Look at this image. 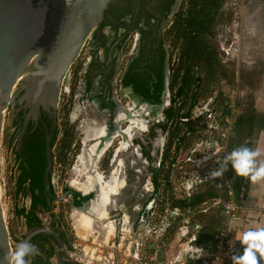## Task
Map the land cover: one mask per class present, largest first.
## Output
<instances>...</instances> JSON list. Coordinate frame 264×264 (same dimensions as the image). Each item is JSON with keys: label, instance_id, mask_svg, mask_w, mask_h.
<instances>
[{"label": "flooded vegetation", "instance_id": "af4514ba", "mask_svg": "<svg viewBox=\"0 0 264 264\" xmlns=\"http://www.w3.org/2000/svg\"><path fill=\"white\" fill-rule=\"evenodd\" d=\"M183 1L110 0L101 12L98 26L85 39L78 55L68 67L64 77L66 83L63 79L55 108L45 107L42 111L40 105H37L38 117L34 121L22 116L24 100L17 106V100L29 82L25 85L19 79L16 80L10 92L12 100L1 112L0 136L5 139L16 176L19 165L22 164L31 175L29 182L33 180L35 184V171H38L40 193L35 187L33 196L38 201L31 211L39 224L35 228H26L24 218L19 217L22 219L23 234L19 238L12 236L14 242H21L25 234L39 228L50 230L58 234L63 247L58 252V257L68 264L66 262L70 259L68 255L64 256L68 243L59 217L53 212L55 203L61 204L65 198H69L70 206L79 209L76 213L95 218L94 215L106 210L111 202H104L102 184H110L113 179L118 183L134 181L139 184V177L141 180L148 177L147 172L142 174L143 168L148 165L142 151L149 152L152 146L154 151L163 152L170 135L177 132L178 135L172 139L173 146H181L188 140L190 143L200 141L201 138L193 134L196 127L192 125L199 124L201 120L198 121L197 118L200 116H214L216 110L210 107L203 114L199 112L200 109L204 111L205 107L199 106L201 83L192 82V77L198 76L195 68L190 69V80L186 83L184 81V61L179 56L178 42L170 31L173 21L181 11ZM180 88L182 93L177 95ZM192 93L195 94L196 102L187 113L192 104ZM212 96L209 97L211 102L216 95ZM59 102L65 109L60 114ZM186 113L187 116L184 115ZM217 115L220 116V112ZM179 125L183 126L184 132L175 128L178 131L169 133L170 128ZM139 133L146 136L144 142L139 139ZM229 133L225 155L229 146ZM46 136L50 164L45 190ZM155 136L158 137L156 146L151 143ZM159 138L163 140L160 145ZM149 156L153 157L150 152ZM117 157L116 165L123 168L121 179L113 171H109ZM154 158L155 161L159 160L158 155ZM60 164L63 169L70 167L71 177H79L78 181L86 173L93 176L86 174L88 177L84 182H65L62 191L57 195L54 184L60 176L56 174L53 181L51 173L53 166L60 167ZM59 173L63 174L62 171ZM97 176L102 184L97 183ZM90 177L96 181L92 189L84 194L80 189L87 186L89 189ZM90 192L93 193L89 194ZM24 198L27 199V211L32 201L29 192ZM56 198L60 200L56 201ZM134 206L141 208L136 203L128 208L134 214L131 217L126 213L131 225L137 223L139 213L133 210ZM118 215L119 211L111 215V218H118ZM29 243L39 253L28 258L29 264H59L54 258L59 248L53 237L34 234ZM50 248L52 252L49 255Z\"/></svg>", "mask_w": 264, "mask_h": 264}, {"label": "rangeland", "instance_id": "374dc122", "mask_svg": "<svg viewBox=\"0 0 264 264\" xmlns=\"http://www.w3.org/2000/svg\"><path fill=\"white\" fill-rule=\"evenodd\" d=\"M222 11H224L226 17L229 14V20L226 22L224 20L226 17L218 16V19L214 22L212 31L213 37L210 39V44L214 47V49H216L219 60V68L226 77L222 78L218 75L217 78H213L211 81L205 83V85L202 84L201 98L199 101L200 105H198L203 108L205 107L204 111L203 109L199 110L201 114H203L202 112H207V108L210 107H214L216 110L214 113L217 114L222 108H224L222 106L226 105L232 114L233 122L234 118L238 114L245 113L251 108L258 116L264 114V3L262 0H225L222 5ZM229 35L231 38L234 36L238 41L236 57L232 58L226 57L219 49L221 45L223 47L225 45L227 46L225 41L227 38H230ZM210 95H216L212 102L209 98ZM58 110L59 114L65 110L63 109V104L61 102L58 104ZM201 118L202 119L199 124L196 122L197 124L192 126L200 129L204 124H212L209 118L206 120L204 116ZM175 128H179L181 132H184V129H182L183 126L179 125L178 127L175 126L170 128L169 133L178 131V129ZM157 138L155 136V138L151 140V143L154 146H156L155 143ZM139 139L144 142L147 138L139 133ZM161 139L162 138L158 139L159 145L163 141H161ZM190 142V140L186 141V143L183 144V147L188 145ZM0 146V155L3 158V163L0 168V205L2 212L5 215L4 220L9 238L12 239V236L19 238L21 234H23L22 219L15 216L14 210L19 208H23L25 210L27 207V199L14 195L13 186L16 171L11 155L5 146V139L3 137L0 138ZM185 150L187 149H183L181 151ZM149 152L153 157L160 155V152L154 151L152 146L150 147ZM163 153L164 150L161 154ZM117 159L118 157L113 162L109 171H113L116 176L121 179L123 176V168L116 165V162H118ZM61 166V164L60 167L58 165H54L51 173L53 181L56 174H59L60 176V179L57 180L56 184H54V190L57 195H59L62 191L65 182L72 180V183H76V181H78L77 179L71 177L70 167L63 169ZM147 167L143 168L142 174L146 172ZM60 171H62L63 174H60ZM64 171L66 174H64ZM84 180H86V178L82 177V179L78 182H84ZM138 180L139 184L136 182L134 183V181L124 183V185L122 182L119 183L121 184V187L118 190V194L116 196H110V204H108L106 210L102 211H106L107 216L100 220V224L95 223L97 226L104 225L99 228L92 221L90 223L91 227H85V229L82 230L80 223L74 220L75 217L73 211L77 209L70 206L69 198H65L64 202L61 204L55 203L53 205V212L59 217L60 224L63 227L64 236L66 232H70L71 235L69 240L71 238L74 239L75 234L78 237L77 241L80 243V246H86L96 252H102V254L112 253L113 255V249L110 251L108 246L103 247L102 245V243L106 244L109 240L112 242V239H105L107 241L104 242L102 239L97 238V233H92V229L93 231L100 230L102 232L101 235L107 238L111 235V233H104V228L107 230L111 227V224H108L109 220L112 219L111 215H114L119 211V215L124 212L129 214L131 217L134 216L131 209H128V206H125V204L128 205L132 202L133 204L136 203L140 205L144 201L145 195L142 194L140 190V188H142L140 187L141 178L139 177ZM143 183L144 181L142 182V185ZM113 209L115 211H113ZM71 216L74 223L72 222ZM85 216L90 218L87 214ZM66 241L68 242V239H66ZM69 254L71 255V250L67 247L64 256ZM82 256H84V254H82Z\"/></svg>", "mask_w": 264, "mask_h": 264}, {"label": "built area", "instance_id": "2783aa9c", "mask_svg": "<svg viewBox=\"0 0 264 264\" xmlns=\"http://www.w3.org/2000/svg\"><path fill=\"white\" fill-rule=\"evenodd\" d=\"M225 42L227 46L223 47L221 45L220 51L226 57H236L237 39L233 36L227 38ZM231 123L232 114L230 112L228 119L224 121L225 126H221L219 129L220 139L213 145H210L209 142L206 145V142L203 144V141H197L192 143L184 153H181V148L177 150L172 158L169 175L168 194L172 200H182L186 197L194 182L201 177L212 178L209 176V172L218 167L215 161L224 158L226 138ZM205 156L210 158L205 163L197 165L196 161L202 160ZM158 157L160 159L161 154ZM2 163L3 158L0 155V168ZM187 164L191 165L193 169L189 168ZM209 164L212 167L211 169L208 167ZM158 165L159 160L156 161V166ZM136 172L138 173L137 169ZM148 178L146 176L144 179L143 193H152L151 185H148ZM226 189L224 200H215L210 204L202 203L198 207L199 213H205L211 205L219 206L224 218V223L214 235L213 240L202 247L193 245L196 241L195 231L198 226L191 227L186 214L177 208H170L169 202L165 200L161 192L156 191L153 193L151 202L149 200L143 210L139 206L133 207L136 212H140V209L142 211L140 215L138 213L136 224L131 225L128 216L124 212L118 218L115 219L114 217V219L109 220L108 224L110 223L112 226V234L108 239H112V242L109 240L106 244L102 243V245L103 247L108 246L110 251L113 249V255L112 253L102 254V252H96L86 246H80L77 241L78 237L75 234L74 239L69 240L70 232L65 234V238L68 239V248L73 255L77 256V261L78 256L84 254L83 264H184L182 257L198 254L196 248L202 249L203 254L198 259L189 258L191 262L232 264L230 257L233 254L241 253V244L239 242L240 238H235L230 222H240L241 219L237 214L238 208L232 202L231 191L229 188ZM14 244L15 242L8 238L9 249ZM158 252L160 253V260L156 256Z\"/></svg>", "mask_w": 264, "mask_h": 264}, {"label": "water", "instance_id": "95a60500", "mask_svg": "<svg viewBox=\"0 0 264 264\" xmlns=\"http://www.w3.org/2000/svg\"><path fill=\"white\" fill-rule=\"evenodd\" d=\"M109 1L0 0V122L1 112L11 102L10 92L18 79L25 85L29 82L17 100V106L24 100L23 117L36 120L37 105L42 111L45 107L55 108L62 80L66 83L64 77L68 67L85 39L98 26L101 12ZM47 140L46 136L45 190L50 164ZM18 145L19 142L17 148ZM34 234L53 237L59 248L54 255L55 261L65 264L57 255L63 249L58 234L39 228L25 234L21 242H29ZM8 238L0 205V264H3V256L21 243L15 242L9 249ZM156 256L160 260L159 252Z\"/></svg>", "mask_w": 264, "mask_h": 264}, {"label": "trees", "instance_id": "16d2710c", "mask_svg": "<svg viewBox=\"0 0 264 264\" xmlns=\"http://www.w3.org/2000/svg\"><path fill=\"white\" fill-rule=\"evenodd\" d=\"M224 1L225 0H184L181 11L173 21L170 30L178 42L179 56L184 61L183 67L185 83L190 80L189 72L193 67L195 68L198 76L196 78L192 77V82L195 83L199 81L201 83V90L202 84L205 85V83L211 81L213 78H217L218 75L222 78L226 77L219 68V60L216 49H214V47L210 44V39L213 37L212 31L215 20L218 19V16L226 17V14H224V11H222V5ZM262 1L264 3V0ZM228 15L226 19H224L226 22L229 20ZM180 93H182V88L178 90L177 95ZM194 96L195 94L192 93V104L188 107L187 113L190 111L193 103L196 102V98ZM222 107L224 108L221 109L220 116L223 119L225 116H229L230 110L227 108V106ZM187 113L184 115L187 116ZM183 117L185 116H181V118ZM258 129L264 130V114L258 116L252 108L245 113L238 114L231 123V130L229 133L230 138L228 142L229 146L227 147L226 155L234 148L241 145L251 148L252 146L249 141V137L252 136L253 133ZM175 135L176 134L174 133L170 135V139L167 143L164 153L161 155L160 165L158 168L152 167L156 164V161L154 157L149 156L148 150L142 151V156L148 163L146 172L150 176L154 192H156L158 189H162L168 194V178L171 171L170 165L172 163V158L174 157L172 156V158L169 159V151L172 144V139ZM243 140L248 141L243 143ZM178 146L179 144L175 146V151L177 150ZM164 161L169 162L168 168H163L162 165ZM17 172L18 175L14 179L13 186L14 195L24 197L25 194L29 192L32 201L28 208L29 210L25 211L23 208H19L15 209L14 213L15 216L24 218V225L26 228H35L39 222L31 211L34 210L35 203L38 201L36 197L33 196L34 188L39 187L38 171H35V176H37V179H35L36 185L34 184L33 180L29 182L31 175L28 174L22 164L19 165ZM224 174L228 179V187L232 189L233 194L237 193L239 186H246L248 182V180L245 178L237 177L231 168V165L228 166V169L224 172ZM38 193H40L39 188ZM223 194L221 196H217V194L213 192L212 188H208L195 197L193 196L192 198L185 199L183 201H175L174 205L187 209L198 205L203 201V198L207 197L219 199V197H224L226 192L224 191ZM147 201H149V199L144 200L140 204L141 208L145 206ZM132 204L133 203L130 202L127 205L128 208ZM141 212L142 211L139 212V215ZM51 252L52 248L49 249V255Z\"/></svg>", "mask_w": 264, "mask_h": 264}, {"label": "crops", "instance_id": "0c3cea01", "mask_svg": "<svg viewBox=\"0 0 264 264\" xmlns=\"http://www.w3.org/2000/svg\"><path fill=\"white\" fill-rule=\"evenodd\" d=\"M201 117L202 116H200V118H197L198 121L202 119ZM207 118L210 119L212 124L211 125L206 124L205 127H204V125H202V128H200V129L194 128L193 134H196L198 137H200L201 138L200 141H203L202 142L203 144L206 142V145H208V142H209L210 145H213L214 143L218 142V140L220 139L219 128L221 126L222 127L225 126L224 121H226L228 119V117L225 116L222 119L221 116H219V115L216 116V114H215V116L206 117L205 120ZM230 130H231V126H229L228 132H230ZM178 133H177V135H178ZM174 134H176V133H174ZM247 141L248 140H243V143H245ZM249 141L251 143L252 149L259 150L261 152V156L258 158V160H264V130L258 129L257 131H255L253 133V135L249 137ZM191 144L192 143H189L185 147H183V144H182L181 146H178L177 150L179 148H181V150L187 149ZM175 148H176L175 146L171 145L170 151H169L170 158H172V156H174V152L175 153L177 152V150L175 151ZM184 152L185 151H183V152L181 151V153H184ZM161 153L162 152L160 151V154ZM172 161H173V159H172ZM168 163H169L168 161H164V163L162 165L163 168H168V166H169ZM159 165H160V159H159ZM159 165L156 166V164H155L152 167L158 168ZM187 166L189 168L193 169V167L191 165L187 164ZM208 167L210 169L212 168L210 164ZM82 171H83V168H82ZM86 174L93 176L91 173H86ZM86 174H85L84 178H87ZM148 177H149L148 178V185H151L152 193H148V192L143 193L142 190H141V192H142V194L145 195L144 200L149 199L151 202V198L153 199L154 190H153V186H152L149 174H148ZM73 178L77 179V180L79 179L78 177L77 178L73 177ZM227 180L228 179L226 178L224 173L222 175V178L219 177V178H215V179L214 178L208 179L205 177H203V178L201 177L199 180L194 182V185H193L191 191H189V193L186 195V197L182 198V200H172L170 198L169 194L164 192L162 189L157 190V191H160L161 195H163L165 200L169 202L170 208H177L181 212L186 214L187 219L189 220L191 227H193L194 225L198 226V229L195 231L196 241L193 244L196 247H202L205 244L211 242L213 240V237L216 234V232L222 227V225L224 223V218H223V215L221 212V208L219 206L211 205L205 213H199L198 207L202 203L210 204L212 201H215V200H221L222 201L226 198V194L224 197H219V199L218 198H207V197L203 198V201L200 202L198 205L191 207V208H187V209L181 208L177 205H174V202L175 201H183L185 199L192 198L193 196L195 197L198 194H201L203 191L207 190L208 188H212L213 192H215V194H217V196H221L224 191L225 192L227 191L226 188H229ZM71 181L72 180H70V182ZM143 181L141 180L140 187H142L141 185H142ZM122 184H124V183L122 182ZM168 187H169V178H168ZM87 188H88V186H87ZM229 189H230L231 194H232V202L238 208L237 214L239 215V218L241 219L240 222H230V225L232 226V228L234 230L235 238H240L241 233L243 231L249 229V228L255 229V228H259V227H264V180L260 181L259 183L255 184V185H251L250 182L248 181L246 186H239L237 193H234V194H233L232 189L231 188H229ZM168 193H169V188H168ZM147 203H148V201H147ZM147 203L145 204V206L147 205ZM77 210H79V209H77ZM75 211H73V214L75 217L74 220L76 221V218H78L77 216L80 217L81 213H76ZM90 218H92V217H90ZM71 219H72V222L74 223L72 216H71ZM92 219H93L94 224L95 223L100 224V222H101L98 220H94V218H92ZM74 226H75V224H74ZM102 226L103 225H100L97 227L99 228ZM92 233H97V238L102 239L103 241H105V239L109 238V237L106 238L105 236L101 235V233L97 230H94ZM240 252L242 253V246H241ZM67 257L73 263L83 264L82 261L84 259V256H82V255L78 256V261L80 260L79 263L77 261L76 255H73L71 253V255L69 254ZM81 258H83V259H81ZM183 260H184V264H185V262H186V264H204L202 261L191 262V261H189L190 259L188 258V256H183L182 261Z\"/></svg>", "mask_w": 264, "mask_h": 264}, {"label": "clouds", "instance_id": "9594fccd", "mask_svg": "<svg viewBox=\"0 0 264 264\" xmlns=\"http://www.w3.org/2000/svg\"><path fill=\"white\" fill-rule=\"evenodd\" d=\"M260 156L259 150L241 145L234 148L222 160H216L218 167L211 170L209 176L214 179L219 178L231 165L237 177L245 178L251 185H255L264 180V160H258ZM209 158L205 156L202 160L196 161V164L201 165ZM239 242L242 246V253L231 255L232 264H264V227L249 228L243 231ZM196 249L198 254L188 258L198 259L203 254L202 249ZM38 254V249L34 245L24 241L18 243L11 253L3 256V264H29L28 258Z\"/></svg>", "mask_w": 264, "mask_h": 264}, {"label": "bare ground", "instance_id": "6f19581e", "mask_svg": "<svg viewBox=\"0 0 264 264\" xmlns=\"http://www.w3.org/2000/svg\"><path fill=\"white\" fill-rule=\"evenodd\" d=\"M87 177H88V175H87ZM96 180H97L98 184H102L101 179H100L99 176H97ZM96 180H94V178L90 177L88 179V183H89V186H90L89 189L87 187H84V189H80V191H82V193H84V194L88 193L89 190L92 189L93 183ZM120 187H121V184H119L117 182V180H115V179H113V182L110 183V184H106V183L102 184L101 185V193H102V197H103L104 202L108 203L110 201V196H116L118 194V190H119ZM122 187H123V185H122ZM90 193H93V192H90ZM4 216L5 215L2 212L3 220H4ZM94 217L96 218V219L94 218V220H99L100 221V220H102V219H104L106 217V212H101L99 214H96V215H94ZM76 221H78V223H80V226L82 227V230H83V229H85V227H91L90 223L93 221V219L86 217L84 214H81L80 217H78L76 219ZM75 229H76V227H75ZM104 230H105L104 233L107 232V234H110V233L112 234V226L110 228H108L107 230H106V228H104ZM76 231H77V229H76ZM92 232H93V229H92ZM99 232L102 233L100 230H99Z\"/></svg>", "mask_w": 264, "mask_h": 264}]
</instances>
